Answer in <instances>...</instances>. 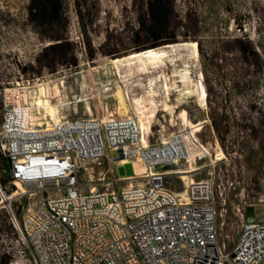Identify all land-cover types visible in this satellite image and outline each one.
Returning a JSON list of instances; mask_svg holds the SVG:
<instances>
[{"label": "rangeland", "instance_id": "rangeland-1", "mask_svg": "<svg viewBox=\"0 0 264 264\" xmlns=\"http://www.w3.org/2000/svg\"><path fill=\"white\" fill-rule=\"evenodd\" d=\"M27 1L0 0V98L4 88L41 104L42 109H32L39 119L60 113L134 116L149 145L174 132L195 131L214 162L218 242L231 246L248 208L264 219V0H172L175 36L166 44L175 45L163 49L168 56L156 71L145 65L140 51L128 53L143 0H64L58 30L64 51L57 53L44 52L47 42L27 19ZM240 43L257 57L242 58ZM62 52L72 53L75 65L56 63ZM152 86L153 99L147 94ZM135 100L145 108L137 111ZM210 118L219 123L217 129ZM2 158L0 153V166ZM158 170H166L165 185L181 193L176 173L187 179L194 169L182 162ZM139 171L135 160L109 171L105 157L81 162L76 178L80 191L87 192L102 189L112 176L120 186L125 179L137 181ZM5 173L0 169L1 189L24 192L13 200V209L32 208L54 193L32 192L4 180ZM190 175L198 179L204 172ZM23 247L18 235L9 233L0 208V256L6 253L13 261Z\"/></svg>", "mask_w": 264, "mask_h": 264}, {"label": "built area", "instance_id": "built-area-1", "mask_svg": "<svg viewBox=\"0 0 264 264\" xmlns=\"http://www.w3.org/2000/svg\"><path fill=\"white\" fill-rule=\"evenodd\" d=\"M21 95L1 92L6 173L10 182L32 192L54 193L16 213L13 200L24 192L0 187V208L25 248L8 264H259L264 259V222L253 214L244 217L229 248L218 242L214 162L195 131L144 144L134 116L60 113L39 119L32 109L41 104ZM105 157L112 172L137 161L138 180L125 179L120 186L112 176L102 189L81 192L76 178L81 162ZM182 162L194 170L187 179L176 173L184 186L176 193L165 185L166 170L158 169ZM202 171L201 178L190 175Z\"/></svg>", "mask_w": 264, "mask_h": 264}, {"label": "trees", "instance_id": "trees-1", "mask_svg": "<svg viewBox=\"0 0 264 264\" xmlns=\"http://www.w3.org/2000/svg\"><path fill=\"white\" fill-rule=\"evenodd\" d=\"M64 0H28L26 4L27 19L34 27L36 33L41 39H44L47 44L44 47V52L57 53L64 51L62 49L65 38L59 30V23L63 22L62 6ZM76 9L77 5H76ZM173 15L172 0H143V9L136 15L137 28L133 33L134 43L131 46V52H141L144 58V63L147 66L150 64L151 71H156L157 65L163 63L164 58L168 56L164 48L173 49L175 44H166L174 42V30L170 25V19ZM64 27V26H62ZM62 31V30H61ZM160 44L161 48H153ZM239 52L248 58L257 57V52L247 46V44H239ZM127 53V54H128ZM62 57L56 60V63H68L75 65V58L72 53L66 56V52L61 53ZM65 59V60H64ZM65 61V62H64ZM148 96L153 99L157 95L154 86L147 91ZM136 103L137 111L145 108L141 104ZM210 123L213 129H217L219 123L210 118ZM4 157V156H3ZM6 168L5 158H2L0 169ZM3 177V176H2ZM4 180L10 181L7 173L4 174ZM2 180V181H4ZM20 208L15 209L19 213ZM4 218L7 221L9 233L16 236L6 211L4 210ZM25 251V248L23 247ZM12 259L6 253L0 256V264H8Z\"/></svg>", "mask_w": 264, "mask_h": 264}, {"label": "bare ground", "instance_id": "bare-ground-1", "mask_svg": "<svg viewBox=\"0 0 264 264\" xmlns=\"http://www.w3.org/2000/svg\"><path fill=\"white\" fill-rule=\"evenodd\" d=\"M137 118V117H136ZM137 122H138V126H139V129L141 131V140H142V143L144 144H147V142L145 141V138H144V128H143V125L140 121L139 118H137ZM17 184V183H16ZM19 185V184H18ZM15 195V194H14Z\"/></svg>", "mask_w": 264, "mask_h": 264}, {"label": "water", "instance_id": "water-1", "mask_svg": "<svg viewBox=\"0 0 264 264\" xmlns=\"http://www.w3.org/2000/svg\"><path fill=\"white\" fill-rule=\"evenodd\" d=\"M250 215H252V210L251 208H248L246 212V216H250Z\"/></svg>", "mask_w": 264, "mask_h": 264}, {"label": "crops", "instance_id": "crops-1", "mask_svg": "<svg viewBox=\"0 0 264 264\" xmlns=\"http://www.w3.org/2000/svg\"><path fill=\"white\" fill-rule=\"evenodd\" d=\"M253 214V213H252ZM254 216V215H253ZM257 220H259V221H262V222H264V219H260V218H257L256 216H254Z\"/></svg>", "mask_w": 264, "mask_h": 264}]
</instances>
